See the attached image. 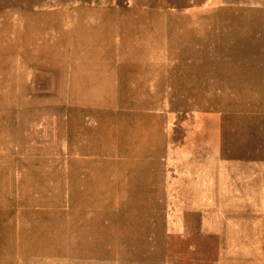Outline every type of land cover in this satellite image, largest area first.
<instances>
[{
    "label": "rangeland",
    "instance_id": "374dc122",
    "mask_svg": "<svg viewBox=\"0 0 264 264\" xmlns=\"http://www.w3.org/2000/svg\"><path fill=\"white\" fill-rule=\"evenodd\" d=\"M28 3L0 8V264H264V0Z\"/></svg>",
    "mask_w": 264,
    "mask_h": 264
},
{
    "label": "trees",
    "instance_id": "16d2710c",
    "mask_svg": "<svg viewBox=\"0 0 264 264\" xmlns=\"http://www.w3.org/2000/svg\"><path fill=\"white\" fill-rule=\"evenodd\" d=\"M27 1L29 2L28 4L34 3V2H40L42 0H0V8L7 6V5H11V4H15V3H19V2H24ZM48 1H53V0H48Z\"/></svg>",
    "mask_w": 264,
    "mask_h": 264
},
{
    "label": "bare ground",
    "instance_id": "6f19581e",
    "mask_svg": "<svg viewBox=\"0 0 264 264\" xmlns=\"http://www.w3.org/2000/svg\"><path fill=\"white\" fill-rule=\"evenodd\" d=\"M127 30H128V29H127ZM135 30H136V29H135ZM135 30H134V31H135ZM132 31H133V30H132ZM134 31H133L132 33H134ZM130 32H131V31H130Z\"/></svg>",
    "mask_w": 264,
    "mask_h": 264
}]
</instances>
